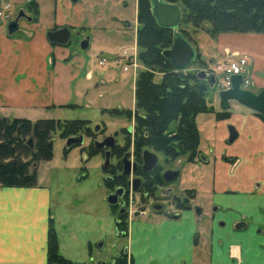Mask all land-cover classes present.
Segmentation results:
<instances>
[{
  "label": "crops",
  "instance_id": "crops-1",
  "mask_svg": "<svg viewBox=\"0 0 264 264\" xmlns=\"http://www.w3.org/2000/svg\"><path fill=\"white\" fill-rule=\"evenodd\" d=\"M76 1L24 0L15 9L11 4V19L20 9L25 17L19 18L13 34L0 23V116L35 121L39 118L32 115L76 106L75 86L83 74L85 80L92 79V71L86 70L82 53L46 37L49 30L82 27L83 5ZM215 41L212 51L201 49L210 67L227 55H244L249 75L259 78L260 89L264 87V33H221ZM230 102V116L216 120L212 146H203L197 121L206 158L202 166L211 167L210 185L204 192L213 212L200 204L175 218L130 220L126 264H264L256 257V252L264 251V120L236 101L230 107ZM229 124L237 131L232 143L227 142ZM37 168L35 186H0V264H49L50 222L62 256L74 263L105 264L94 258L93 238L86 240L85 258L66 253V243L62 248L52 192L41 184ZM113 257L117 256H111L108 264H113Z\"/></svg>",
  "mask_w": 264,
  "mask_h": 264
},
{
  "label": "rangeland",
  "instance_id": "rangeland-1",
  "mask_svg": "<svg viewBox=\"0 0 264 264\" xmlns=\"http://www.w3.org/2000/svg\"><path fill=\"white\" fill-rule=\"evenodd\" d=\"M80 1L83 5L81 15L84 23L81 28H77V31L71 30L72 35L67 46L84 55L86 70L92 71L93 77L85 80L83 74L79 78L75 86L76 106L59 107L32 116L39 119L50 117L60 120L88 119L90 128L94 129L99 125L101 128L104 127L105 133L111 134L117 132L116 129L120 125L126 122L133 123L132 118L128 121L116 115L121 112L120 108L136 106V80L140 70H145L139 58L141 48L137 43L138 0ZM19 2H24V0H0V5L6 3L9 5V9L0 18L3 26H6L7 19L12 17L11 4L15 9L19 6ZM207 26V23H203L202 27L194 28L190 23L182 21L179 24V29L186 30L192 38L190 42L199 55V58H196L188 68L191 72L201 69L208 72L215 68L210 67L207 61L202 59L201 54V49L210 52L213 49V43L216 44V37L212 39L205 32ZM84 37H88V48L81 50L79 42ZM123 51H127L130 55L134 53L133 58L136 64L130 67L129 71H123L119 61L114 64L111 60L118 58ZM101 57L106 58V62L102 65L98 64ZM233 57V55H227L221 62H227ZM127 62L129 61H125ZM248 63L247 60L241 86L257 92L260 89V82L257 81L259 78L249 75ZM151 72H153L154 81H159L163 75L162 72L156 70L151 69ZM219 78L220 73L217 72L216 79ZM214 88L208 92L207 98L218 111V90L216 86ZM234 103L231 101L230 107ZM118 107V110L113 109ZM115 112L116 115H114ZM138 112L141 113V110L139 109ZM198 115L197 121L202 133L203 146H212L214 131L219 122L213 114L200 113ZM128 139L129 141L125 142H128L127 148L132 152V140ZM88 142H91V137H85L82 146L74 145L67 149L66 140L59 137V132L53 133L52 158L38 160L37 171L42 181L41 184L47 186L52 192V209L55 211V224L62 248L66 243V253L79 259V255L84 257L86 240L93 238L95 241L93 253L96 256L94 258H101L106 261L105 264H108L110 257L117 256L120 248L126 245V239L114 232L115 215L111 213L112 209L106 202L109 190L103 185L105 177L101 168L103 158L101 153H98L87 159ZM173 166L179 165L173 164ZM197 167L185 165L186 171L181 173L173 186L175 190L184 189V187L194 188L195 197L192 202L201 204L206 212H213L214 205H211L209 201V194L204 192L210 185L211 167ZM131 218L134 219L133 216ZM142 219H153V215L148 212ZM71 234L75 235V239L70 238ZM220 251L223 250L220 249ZM256 257L264 259V251L256 252Z\"/></svg>",
  "mask_w": 264,
  "mask_h": 264
},
{
  "label": "trees",
  "instance_id": "trees-1",
  "mask_svg": "<svg viewBox=\"0 0 264 264\" xmlns=\"http://www.w3.org/2000/svg\"><path fill=\"white\" fill-rule=\"evenodd\" d=\"M164 1L179 6L180 22L190 23L194 28L207 23L205 32L211 38L221 33H264V0ZM137 22L139 58L145 70H140L136 80L135 104L136 110H141L136 118V156L141 149L152 147L167 157L185 156L188 161H194L199 144L198 114L210 113L216 120H224L230 112L228 108L215 110L207 98L208 92L215 88L196 76L198 70L177 71L164 58L162 51L171 47L173 32L156 23L149 0H138ZM178 30L191 41L186 30L179 27ZM196 58H199L197 51ZM151 69L163 73L159 81H154ZM254 113L264 120L263 115ZM89 123L87 119L31 121L0 116V186H35L37 161L52 158V134L59 132L61 138L80 133L92 136ZM87 149L88 157L98 152L92 143ZM105 171L111 172L110 169ZM112 211L115 213L114 207ZM47 256L49 264H80L59 253L52 222L48 231ZM113 264H126L125 256L114 258Z\"/></svg>",
  "mask_w": 264,
  "mask_h": 264
},
{
  "label": "flooded vegetation",
  "instance_id": "flooded-vegetation-1",
  "mask_svg": "<svg viewBox=\"0 0 264 264\" xmlns=\"http://www.w3.org/2000/svg\"><path fill=\"white\" fill-rule=\"evenodd\" d=\"M68 45V43L66 44ZM123 108V107H122ZM118 110V108H113ZM136 109V106L130 108L119 109L121 112L116 115L121 119L125 118L132 122L129 124L126 122L124 125H120L117 132L108 134L105 133L104 127L99 125L95 126L94 129L91 128L93 134L88 136L84 133L77 135L83 136V145L85 137H91L92 146L96 151V154L101 153L103 158L102 171L104 172L105 177L103 178V185L108 188V194L114 193L116 189L121 188V195L117 198L115 204H109L111 209L114 207V211H111L115 215V226L114 232L116 235L121 238L127 235L128 223L134 218H142L147 215L148 212L154 216H163L169 218H175L180 215L184 210L188 209H198L200 204L192 202L195 197V191L192 187H184V189L175 190L173 183L180 177L181 173L185 170V165L195 166L199 168L206 162L205 156L202 154L201 145H200V133H199V144L197 147V152L194 156V161H188L185 156H179L176 158H170L165 156L161 151L155 150L152 147H145L141 149L140 154L136 156V132H137V114L139 113ZM11 119V118H8ZM45 119H55V118H45ZM58 119V118H57ZM88 120V119H87ZM197 124V117H196ZM198 128V124H197ZM199 131V129H198ZM72 135V136H77ZM100 135V136H99ZM131 135V137H130ZM69 136V137H72ZM112 136L114 138V145L112 147L104 146L102 149L97 150L94 146L95 141H102L105 137ZM63 138V139H67ZM128 138L132 140V152L127 148L126 140ZM228 139V136H227ZM228 142V140H227ZM90 143H87L86 150L89 147ZM70 149V148H67ZM109 151V160L108 166H104L105 152ZM120 150V151H118ZM148 150L156 155V163L150 169H143V151ZM94 154V155H96ZM90 157H87V159ZM130 161L129 172L125 173V164L123 159ZM173 164H178L179 166L174 167ZM37 167V165L35 166ZM111 170V172L109 171ZM108 170L109 172L105 171ZM175 170L178 172L175 179L167 182L163 178L165 171ZM186 171V170H185ZM159 177V178H158ZM107 183H111L110 186ZM107 194V196H108ZM106 196V197H107ZM125 225V227H124ZM126 246L121 247L117 257H113L110 261L114 262V258H120L126 255Z\"/></svg>",
  "mask_w": 264,
  "mask_h": 264
},
{
  "label": "water",
  "instance_id": "water-1",
  "mask_svg": "<svg viewBox=\"0 0 264 264\" xmlns=\"http://www.w3.org/2000/svg\"><path fill=\"white\" fill-rule=\"evenodd\" d=\"M75 2L76 0H71ZM150 9L156 23L165 28L172 29V44L171 47L162 51L165 59L169 61L171 66L179 71L185 70L196 59V51L192 44L184 37V35L178 30L181 20V11L177 4L165 2L164 0H149ZM21 17H25L23 10H19L14 18L7 23V33L13 34L18 29V20ZM72 33L67 27H61L54 30H49L46 33V37L50 43L58 45H66L71 37ZM81 50L88 48V37H84L79 42ZM196 76L207 82L209 87L213 88L216 84V76L213 72H207L203 69L198 70ZM243 75L234 74L231 76V87L225 90H220L217 93L219 99V107L221 110H225L229 106L230 101H236L239 104L249 108L250 110L260 113L264 116V87L257 92H253L249 89L242 88ZM228 130V142L232 143L237 137V131L232 125L227 126ZM114 138L112 136L105 137L102 141H95L94 146L97 150L102 149L104 146L112 147L114 145ZM83 136L77 135L68 137L66 139V147L71 148L74 145L82 144ZM110 152H105L104 166H108ZM143 169L147 170L153 167L156 163V155L148 150H144L143 154ZM125 164L124 172H129L130 161L123 159ZM178 172L175 170L165 171L163 178L169 182L176 178ZM121 188L115 190L114 193L108 194L106 201L109 204H115L117 198L121 195Z\"/></svg>",
  "mask_w": 264,
  "mask_h": 264
},
{
  "label": "built area",
  "instance_id": "built-area-1",
  "mask_svg": "<svg viewBox=\"0 0 264 264\" xmlns=\"http://www.w3.org/2000/svg\"><path fill=\"white\" fill-rule=\"evenodd\" d=\"M8 9H9V5L7 3L0 5V17H3L6 10ZM232 55L234 56L233 58L227 60V62L218 63L217 65H215L214 70H212V72L215 74L216 77H217V72L220 73V78L218 80L216 79V84H215L218 91L225 90L231 87V76L232 75L234 74L243 75L244 73V68L247 65L246 56L240 55V54H232ZM133 57H134V53L133 55L132 54L130 55L127 53V51H123L118 58L115 57L111 60L113 61L114 64H117L116 61H119L122 64V70L129 71V68L135 66L136 64ZM131 59L133 61H131ZM127 60L129 62L125 63V61ZM104 62H106V58L104 57H102L98 61L99 64H104ZM242 82H243V79H242Z\"/></svg>",
  "mask_w": 264,
  "mask_h": 264
}]
</instances>
